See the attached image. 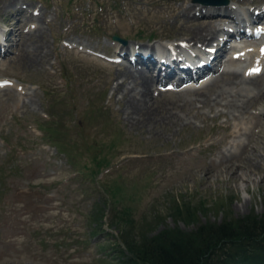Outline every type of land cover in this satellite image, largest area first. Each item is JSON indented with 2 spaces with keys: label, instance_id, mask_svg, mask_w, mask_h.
Here are the masks:
<instances>
[{
  "label": "rangeland",
  "instance_id": "rangeland-1",
  "mask_svg": "<svg viewBox=\"0 0 264 264\" xmlns=\"http://www.w3.org/2000/svg\"><path fill=\"white\" fill-rule=\"evenodd\" d=\"M5 1L0 0V45L7 48L0 54V264H118L125 230L138 239L149 225H154L150 232L173 225L169 211L175 201L206 202L201 221L263 210L264 97L254 88L230 87L250 99L247 111L234 118L212 101L193 103L195 94L212 96L218 80L232 78L229 71L219 72L215 77L221 78L213 82L163 93L154 84L153 99L177 98L184 115L176 126L163 129L160 123L156 133L146 125L132 126L121 94L113 93L121 65L109 58L119 54L123 42L112 35L125 38L130 47L189 37V25L208 18H202L200 4L15 0L26 13L44 18L42 23L25 18L19 32L14 7H4ZM235 1L241 7L264 2ZM188 5L190 15L200 16L185 21ZM201 6L217 12L213 5ZM36 25H41L46 54L31 62L28 50H38L27 30ZM252 56L243 60L240 72ZM261 57L264 65V52ZM249 70L246 75L264 78V67ZM183 94L190 103L181 106ZM149 108L161 111L156 104ZM237 122L244 124L242 132L231 129ZM219 202L223 207H217Z\"/></svg>",
  "mask_w": 264,
  "mask_h": 264
},
{
  "label": "bare ground",
  "instance_id": "bare-ground-1",
  "mask_svg": "<svg viewBox=\"0 0 264 264\" xmlns=\"http://www.w3.org/2000/svg\"><path fill=\"white\" fill-rule=\"evenodd\" d=\"M9 6H13L14 7L15 17H16L15 24H16L17 29H19V32L23 29L24 25L27 23V21H26L25 18H34V19L38 20L41 23H42V21L44 19L43 16L40 15V14L39 15L38 14H33L32 12L31 13H26V12H29V10H27V9L25 10L24 5L21 4V3L18 4L15 0H6L4 2V7L7 8ZM189 6L190 5H188V7H187L188 9L187 10L185 8V15H184V17L188 19V20H185V21H189L191 18H195L196 16L197 17L200 16V13H196V11H194L192 13V15H190L191 6L190 7ZM211 7H213V6H211ZM211 7H206V8H211ZM216 8H222V9H220V10L217 11V14L218 13L225 14V12H226V14L228 13L227 10L224 9V6H216ZM200 9L201 10L199 12H201V14H203V16L201 15L202 18L205 17V16H207V17L208 16H213V15H211V13H209V15H208V13H207V11H206L205 8H200ZM237 12H239V10H237ZM233 17L236 19L235 16H233ZM196 20H197L196 23H193V24L189 25V29H188L189 37L184 36L181 39L186 40L189 44H196V43L204 44L206 42L212 43L213 41H215V40H213V38H215V36L217 34V30H219L220 28H222L220 26H217V24H218L217 20L214 21V19H212V18H207V19H204L203 18V19H201V17H200V19H196ZM231 21H232V17H230L228 19V22L231 23ZM245 26H247V24H245ZM245 26L236 27L235 29L237 31H239V32H244V31H246ZM31 29L28 28L27 34L28 35L31 34V36H33L31 38V41L30 42L33 43V46L32 47L37 48L38 52H34V50H28L27 58H28L29 61L35 62L36 60H41L45 56L44 53L46 54V51L44 49V47H45L44 46V40H43L44 34H43V31H42L41 25H36L33 28V30H31ZM9 32L10 33H14V28H10V31ZM33 38H37V39H33ZM222 42H223V40H222ZM11 43H12V45H15L17 43V39L15 38L14 42H11ZM23 43H24V41H23ZM219 43H221V42H219ZM214 44H216V41L214 42ZM214 44H209V45L210 46H213ZM176 45H178V43ZM157 46L154 45V44H148L145 47L149 51H152L151 54H153V51L155 50V48H157ZM120 47H121V49H123V48L125 50L128 49V45L127 44H125V45L122 44V45H120ZM256 47H258L261 50V48L259 46H255V45H253V46H247L246 45V46H244L242 48L235 49L234 51H236V50H239V51L240 50H244L245 51L244 55H245V54H248L252 48H256ZM143 49L144 48H141V50H143ZM168 49H169V47H168ZM218 49L221 51V53H219V55H218L220 58L224 56L225 51H232L228 47H224L222 49V47L219 46ZM163 50H166V49L163 48ZM192 50H194V49H192ZM260 50H257V49L255 50V53H256L255 56L254 55H253L254 57L252 56L253 59H250L249 60V63L246 66V68H244L243 72L242 71L240 72V70H239L238 67H236L238 69H229L227 67V65L231 62L233 56H228V57H226V59L221 58L220 59L221 63L223 62L225 64V67H224L222 73L225 72V71H229V72L233 73V76H231L232 78L221 79V80H218L219 82H217V83L215 82L216 83V84H214L215 85V89L213 90V95L210 96V97H209V94L207 92L206 93L204 92V93H200V94H195V96H194V99L195 100H193V103L195 104V106H196V102L197 101L202 102L201 104H205V103L210 104V102L212 101L215 105H222L223 107H227L234 114V118H236V117L238 118L240 115H242L243 113H245L247 111L248 107L250 106V104H249L250 99L249 98H245V96L243 94H241L239 92H234L231 89V88H233V86H238L241 83H244V85H246L247 88L248 87L249 88H254L257 91V92H255V93H257V96L259 98H263L264 97V78L253 77V73H249V75H246L245 74L246 73V69L249 68V67H250V70L249 71H251V72L252 71H255V70H258V68L260 69L259 66L262 63V57L261 56H262V53L264 51L263 50V51L260 52ZM42 51H43V53H42ZM6 52H7V48L6 49H3L1 47V45H0V54L2 55V54H5ZM231 54H232V52H231ZM161 56H163V55H161ZM17 57H19V56H17ZM242 59H244V58H242ZM123 61H129L131 65L130 64H126V63H124L122 61L116 62L119 65H121V68L117 70V71H119L118 72V76L116 78H114L115 81H116V84H115V86L113 88V93L116 92L117 94L118 93L121 94V97L119 99L120 100L122 99L123 100V103L125 104V107L123 109V113L125 115V119L126 120H129V122L131 123V125L132 126H135V127H141L143 125H146V126H148L147 127L148 129L152 130L155 133H156L157 130H160V127H159V124L160 123L163 125V129L167 125L176 126L177 124H179V122L183 120L184 115H183V110L180 111L182 108L177 104V98H172V99L170 98V99H166V100H162V101L154 100L153 99V98H155V96L153 95L152 86L154 84L155 85L156 84L157 85L159 84V82H158L159 79L157 77V74L160 72V70H157V69H159V66L164 65L163 64L164 62H159V61H156V60L154 61L153 58H149V57L146 60H142V58L138 55V61H137L138 66H137V65H135L136 63L132 62V60L130 59V57H128L126 54H123ZM242 63H243V60H242ZM213 66L214 65H211V67H213ZM234 66H236V65L234 64ZM175 67L176 66H173V69L172 68L171 69L164 68V77L167 78V79L169 77H171L172 74L175 73ZM262 67H264L263 64H262ZM207 69H209V66H208V64H205V65L199 67L198 68V71L199 72H203L204 70H207ZM181 71L184 72V70H183L182 67H180V69L176 73H178L180 75V72ZM220 75H222V74H220ZM189 77H190V73L189 72H187V75L185 77H178V81H177V83H175L173 85V88L174 89L179 88V86H181V85L184 86L183 89L190 88L191 86L186 85V82H185V80H187ZM217 77L214 76V77L210 78L211 79V80L209 79L210 82L215 81L217 79ZM219 77L221 78V76H219ZM118 78H120V80H118ZM126 84H128V85H126ZM226 90L228 91V93L225 95L224 92ZM246 91L247 90H245V92ZM160 92H162V91H159L158 93H160ZM183 96H184V98H183V102H182V105L181 106H184L186 103L187 104L190 103V98H186L184 94H183ZM254 96H256V95H254ZM154 104L159 105V107H161V111H159L160 113L158 112V114H155L156 112L153 111V110H151L149 108V107H151ZM132 114H135V115L133 116ZM237 125H238V122L231 129L234 130V131H236V132H242V128L241 127L244 124L241 127H239ZM251 136H253V135H251ZM174 138H175V136H174ZM158 139H160V138H158ZM237 148H239V147H237ZM228 150H229V148H228ZM245 150H247V149H245ZM228 154L230 155L231 154V151ZM234 154H235V152H234ZM224 155H226V153ZM245 162H247V161H245ZM216 163H218V162H216ZM226 166L227 165H225V167ZM229 168H230V166H229ZM204 170H206V168ZM223 170H224V168H223ZM218 173H220V172H218ZM231 175H236L235 169L231 172Z\"/></svg>",
  "mask_w": 264,
  "mask_h": 264
},
{
  "label": "trees",
  "instance_id": "trees-1",
  "mask_svg": "<svg viewBox=\"0 0 264 264\" xmlns=\"http://www.w3.org/2000/svg\"><path fill=\"white\" fill-rule=\"evenodd\" d=\"M208 208L203 200L175 201L169 211L173 225L153 232L154 225H149L138 239L123 230L125 250L121 249L118 264H264V208L201 221L200 211ZM179 220L191 227H181Z\"/></svg>",
  "mask_w": 264,
  "mask_h": 264
},
{
  "label": "water",
  "instance_id": "water-1",
  "mask_svg": "<svg viewBox=\"0 0 264 264\" xmlns=\"http://www.w3.org/2000/svg\"><path fill=\"white\" fill-rule=\"evenodd\" d=\"M217 1H219V0H217ZM220 1H222V2H223V1L226 2L227 0H220Z\"/></svg>",
  "mask_w": 264,
  "mask_h": 264
}]
</instances>
